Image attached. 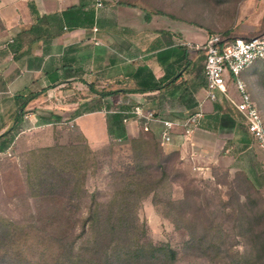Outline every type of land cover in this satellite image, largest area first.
I'll return each mask as SVG.
<instances>
[{"label":"rangeland","instance_id":"obj_1","mask_svg":"<svg viewBox=\"0 0 264 264\" xmlns=\"http://www.w3.org/2000/svg\"><path fill=\"white\" fill-rule=\"evenodd\" d=\"M127 1L138 5L140 12L154 15L157 26L172 23L177 41L187 40L184 34L192 42H202L211 32L232 37L264 32V0ZM113 3L117 0L107 5ZM243 77L264 116V58L247 67ZM85 92L83 86L76 88L77 111L94 103L86 99ZM107 103L112 109L118 107L113 100ZM43 104L34 102L24 108L21 124L8 136L9 146L0 151V254L11 253L23 264H46L58 249L52 240L57 220L50 215L58 204L41 196V175L53 159L60 158L72 168L73 175L64 174L67 178L52 168L46 173L52 176L51 184L61 180L60 189H55L58 193L72 196L70 210L75 216L69 226H75L77 235L81 233L75 244L79 249L87 239V233L81 231L85 216L92 205L99 207V202L111 198L119 185V171L128 170L131 140L139 136L149 139L153 133L158 139L152 127L149 131L153 133L140 127L129 138L93 147L68 122L67 114L51 117L49 123L33 117ZM217 105L219 112L231 111L238 123H244L230 102L219 99L213 108ZM205 112L185 143L174 140L162 145L171 183L166 196L156 199L152 191L141 200L138 214L145 229L140 235L144 240L174 247L177 258L173 264H228L238 251L241 259H249L243 264H264V252L258 250L264 229V150L249 132L245 144L226 122L219 126V113ZM208 127L211 131L205 130ZM65 157L68 161L63 162ZM195 243L209 245L201 248Z\"/></svg>","mask_w":264,"mask_h":264},{"label":"crops","instance_id":"obj_2","mask_svg":"<svg viewBox=\"0 0 264 264\" xmlns=\"http://www.w3.org/2000/svg\"><path fill=\"white\" fill-rule=\"evenodd\" d=\"M109 2L96 8L94 0H0V134L16 124L21 103L32 93L26 106L44 102L33 117L49 123L67 114L93 147L138 133L136 116L119 111L136 102L165 117L201 108L217 112L206 95L204 50L187 34V40L177 41L172 23L157 26L155 16L147 18L138 5ZM73 5L93 9V22L67 23L63 11ZM42 16L46 20L37 23ZM82 86L94 103L77 111L74 95ZM145 86L155 87L137 91ZM108 100L118 103V111ZM152 129L159 133L160 126L154 123Z\"/></svg>","mask_w":264,"mask_h":264},{"label":"trees","instance_id":"obj_3","mask_svg":"<svg viewBox=\"0 0 264 264\" xmlns=\"http://www.w3.org/2000/svg\"><path fill=\"white\" fill-rule=\"evenodd\" d=\"M119 2L130 4V1L127 0H119ZM82 6L73 5L65 9L63 11L65 21L73 26L83 20L93 22L95 11L93 9L83 10ZM157 11L163 10L158 9ZM149 17L150 14L147 13V18ZM46 18V16L38 17L37 23L46 20ZM23 34L21 33V36ZM153 87L155 86H145L141 88L142 90L137 91H146L153 89ZM33 97L35 94L32 93L27 100L21 103L15 117L16 124L0 134V151L9 146L11 138L8 136L17 127V123L22 120L23 110L27 102ZM217 106V113H219L217 117L218 119L221 118L219 119V126L225 124L222 121L226 122L235 129L236 133L242 136L241 139L246 144L248 142L246 135L249 132L246 124L238 123L231 111L219 112L220 106ZM149 132L147 130V133ZM81 134L88 141L82 132ZM131 147L128 170L119 171V185L113 191L111 198L108 201L99 202V207L92 205L93 207L85 216L81 231L87 233V239L79 249L75 248V244L77 236L81 233L78 232L77 235L75 226H69V222L75 216V212L73 214L70 210L72 196H64L58 193L60 185H62L61 180L53 181L51 184L49 181L52 180V176L46 173L52 168L55 169L54 173H62L63 178H67L64 174L70 175L71 173L73 175L72 168L62 163L60 158L53 159L49 165L50 168L48 169V166L45 168L47 171L41 175V196L51 201L52 204H58L57 207H52L50 213L53 218L55 217V221L57 220V231L52 235V240L57 244L58 249L48 258L46 264H173L177 258V250L169 244H156L151 240H144L140 234L145 229V223L143 225L140 222L138 214L141 200L152 191L155 193L156 199L161 195L166 196V189L171 183L165 163L167 154L154 133L150 135L149 139L143 136L133 138ZM66 161L68 160L65 157L63 162ZM76 175L78 174L76 173ZM56 187L57 191L55 190ZM156 199L155 203L158 204ZM169 203H172V200H169ZM261 215L264 216V211ZM260 236L262 240L258 250L264 252V229ZM195 245L205 248L209 244L195 243ZM216 245L221 247V243ZM238 254L239 251L236 258L228 264L248 262L249 259L243 260ZM0 264L23 263H20L11 253H5L0 254Z\"/></svg>","mask_w":264,"mask_h":264},{"label":"built area","instance_id":"obj_4","mask_svg":"<svg viewBox=\"0 0 264 264\" xmlns=\"http://www.w3.org/2000/svg\"><path fill=\"white\" fill-rule=\"evenodd\" d=\"M108 1L114 0H94V6L101 8ZM192 45L205 53L207 97L213 101L221 97L228 99L242 115L251 136L264 150V116L243 77V71L247 67L264 58V32L251 37H229L222 32H211L204 41L194 42ZM119 111L135 115L144 130H150L154 123L158 124V140L162 145L172 143L177 137L190 136L206 115L201 108L187 116L165 117L140 104Z\"/></svg>","mask_w":264,"mask_h":264}]
</instances>
